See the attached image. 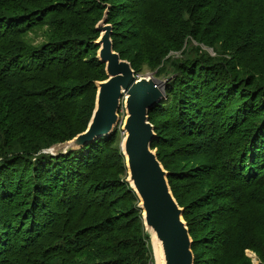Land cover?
Listing matches in <instances>:
<instances>
[{
    "label": "trees",
    "instance_id": "obj_1",
    "mask_svg": "<svg viewBox=\"0 0 264 264\" xmlns=\"http://www.w3.org/2000/svg\"><path fill=\"white\" fill-rule=\"evenodd\" d=\"M88 1L0 0V264H133L132 255L127 253L134 250L135 237L120 235L133 227L122 225L113 215V190L97 183V175L108 165L105 157L108 155L110 160L109 154L101 160L98 151L111 136L53 157L55 164H44L45 154L33 161L39 151L48 147L40 148L36 141L32 142L33 150L13 149L12 142L33 135L43 137L50 125L62 122L72 112L76 95L65 87L72 72L81 66L76 65L86 56L83 42L61 46L63 41H52L31 47L27 36L43 27L50 15L62 20L57 28L69 18H81L86 14L82 4ZM170 1L130 0L133 37H148L162 17L161 8ZM227 1L228 11L244 3L245 12L264 20V0ZM83 67L86 69V63ZM198 83L194 80L195 86ZM198 99H202L200 95ZM167 105L161 101L151 111L150 121L158 112L172 119V127L185 140L187 152L206 161L211 170L214 185L210 182L204 189L210 191L206 198L211 205L207 219L215 227L209 245L218 243L220 250L215 263L219 264L222 255L235 247L260 252L251 240L264 232V125L242 130L239 117H224L215 104L197 105L189 112L179 110L176 116L175 112L169 114ZM155 131L153 149L161 138L156 126ZM158 158L162 162L159 155ZM65 168L68 171L61 172ZM201 170L200 178L188 177L185 172L175 178L168 171L180 206L174 182L184 185L200 181L205 175ZM250 212L253 215L246 216ZM188 227L192 236L189 223ZM90 250L96 252V259L84 256ZM195 257L198 264L197 254Z\"/></svg>",
    "mask_w": 264,
    "mask_h": 264
},
{
    "label": "rangeland",
    "instance_id": "obj_2",
    "mask_svg": "<svg viewBox=\"0 0 264 264\" xmlns=\"http://www.w3.org/2000/svg\"><path fill=\"white\" fill-rule=\"evenodd\" d=\"M129 2L89 0L82 4L86 14L81 18H69L57 28L62 20L50 15L43 27L27 36L26 41L31 47L52 41L56 44L63 41L61 46L71 41L74 46L83 42L86 56L76 65L81 66H75L72 79L65 87L76 95L77 102L72 112L62 122L50 125L45 136L33 138V135L23 141L12 142L15 151L22 152L24 148L33 150L35 146L32 142L36 141L41 145L40 148L48 147L39 151L33 161L45 154L47 160L44 164H55L57 162L51 159L57 156L44 151L51 149L57 142L70 141L87 130L96 104V83L108 78L106 65L98 58L100 47L96 42L100 33L96 27L108 7L111 9L112 6L114 10H109L107 23L114 25L112 39L115 51L123 60L131 62L139 79L151 78L155 81L156 88L162 94V104H168L169 114L175 112L176 116L179 110L189 112L197 105L207 103L217 105L224 117H239L242 130L264 125V20H259L256 14L245 12L244 3L234 11H228L227 0H171L161 8L162 17L150 30L148 37L137 40L133 37L134 25L128 13ZM88 9L91 11L88 12ZM69 29L73 32H69ZM174 39L177 40L173 42ZM83 63H86V69ZM194 80H199L196 86ZM199 95L202 99H198ZM126 113L123 103L119 127L98 151L101 160L104 154H109L110 160L107 155L108 165L97 175V183L113 190V215L122 225L133 227L125 234L120 232L123 237H135V248L127 253L132 255L131 263L156 264L153 244L146 233L143 213L139 208V198L127 182L128 170L122 152L125 138L122 128ZM153 116L151 123L157 127L161 137L154 151L172 176L178 178L177 175L185 172L188 177L200 178V169L205 174L200 181L184 182V185L176 181L174 186L181 206L185 208V220L188 219L192 239L196 241L194 254L198 256V264H216L215 259L218 260L220 250L216 246L218 243L209 245L215 227L207 219L211 212V205L206 200L210 191L204 189L212 182L211 170L206 161L202 162L200 157L187 152L185 140L180 139L181 134L172 127V119L168 120L167 115L161 112ZM2 140L0 138V143ZM63 171L68 170L65 168ZM251 215L253 213L250 212L246 216ZM247 224L244 225L247 227ZM260 235L256 234L251 240L256 242L260 252L235 247L222 255L219 264H264V232ZM140 238L143 240L139 244ZM84 256L89 260L97 258L94 250L86 252Z\"/></svg>",
    "mask_w": 264,
    "mask_h": 264
},
{
    "label": "water",
    "instance_id": "obj_3",
    "mask_svg": "<svg viewBox=\"0 0 264 264\" xmlns=\"http://www.w3.org/2000/svg\"><path fill=\"white\" fill-rule=\"evenodd\" d=\"M109 10L110 7L96 27L100 33L96 42L100 47L98 58L106 65L108 78L96 83L98 92L89 126L72 140L44 152L67 155L111 136L121 123L120 111L125 103L122 152L127 164V182L139 198L156 264H196L194 241L184 219L185 209L175 198L169 172L152 148L157 133L150 113L163 100L162 94L153 79H139L132 64L115 51L113 26L107 23Z\"/></svg>",
    "mask_w": 264,
    "mask_h": 264
},
{
    "label": "bare ground",
    "instance_id": "obj_4",
    "mask_svg": "<svg viewBox=\"0 0 264 264\" xmlns=\"http://www.w3.org/2000/svg\"><path fill=\"white\" fill-rule=\"evenodd\" d=\"M154 246V245H153Z\"/></svg>",
    "mask_w": 264,
    "mask_h": 264
}]
</instances>
